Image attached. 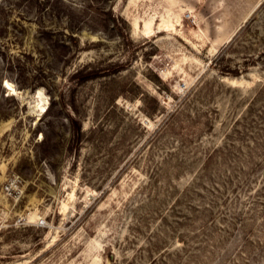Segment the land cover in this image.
Instances as JSON below:
<instances>
[{
  "label": "rangeland",
  "instance_id": "1",
  "mask_svg": "<svg viewBox=\"0 0 264 264\" xmlns=\"http://www.w3.org/2000/svg\"><path fill=\"white\" fill-rule=\"evenodd\" d=\"M0 264H264V0H0Z\"/></svg>",
  "mask_w": 264,
  "mask_h": 264
},
{
  "label": "built area",
  "instance_id": "2",
  "mask_svg": "<svg viewBox=\"0 0 264 264\" xmlns=\"http://www.w3.org/2000/svg\"><path fill=\"white\" fill-rule=\"evenodd\" d=\"M5 191L9 197L17 196V194L19 193V184L15 178H10L6 181ZM37 224L40 226L48 225L47 218L40 217L37 221Z\"/></svg>",
  "mask_w": 264,
  "mask_h": 264
},
{
  "label": "bare ground",
  "instance_id": "3",
  "mask_svg": "<svg viewBox=\"0 0 264 264\" xmlns=\"http://www.w3.org/2000/svg\"><path fill=\"white\" fill-rule=\"evenodd\" d=\"M7 88H9L10 90H12V91H15V88H14V86H13V84H11L10 82H8V84H7ZM38 93H39V95H41V100H43L42 98V90L41 89H39L38 90ZM43 104V103H42ZM41 108L44 110V109H46V106H45V104H43L42 106H41Z\"/></svg>",
  "mask_w": 264,
  "mask_h": 264
},
{
  "label": "trees",
  "instance_id": "4",
  "mask_svg": "<svg viewBox=\"0 0 264 264\" xmlns=\"http://www.w3.org/2000/svg\"><path fill=\"white\" fill-rule=\"evenodd\" d=\"M101 73L99 72V71H97V70H93V71H90V72H87L86 74H85V76H84V78L86 77V78H94V77H97V76H99Z\"/></svg>",
  "mask_w": 264,
  "mask_h": 264
}]
</instances>
